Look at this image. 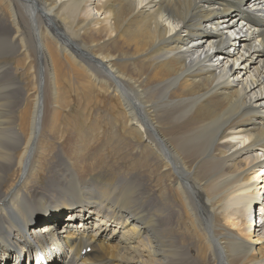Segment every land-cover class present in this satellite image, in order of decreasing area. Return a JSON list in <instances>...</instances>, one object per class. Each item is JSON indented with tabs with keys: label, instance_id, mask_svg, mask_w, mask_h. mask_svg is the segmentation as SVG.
<instances>
[{
	"label": "bare ground",
	"instance_id": "6f19581e",
	"mask_svg": "<svg viewBox=\"0 0 264 264\" xmlns=\"http://www.w3.org/2000/svg\"><path fill=\"white\" fill-rule=\"evenodd\" d=\"M262 180L264 0H0V264H264Z\"/></svg>",
	"mask_w": 264,
	"mask_h": 264
},
{
	"label": "rangeland",
	"instance_id": "374dc122",
	"mask_svg": "<svg viewBox=\"0 0 264 264\" xmlns=\"http://www.w3.org/2000/svg\"><path fill=\"white\" fill-rule=\"evenodd\" d=\"M231 34V33H230ZM232 35H234V34H232ZM243 53H245V52H243ZM235 63V62H234ZM72 97L73 98H75L76 100H78L79 98L76 96V95H72ZM83 99V98H82ZM96 99V98H95ZM98 99H100L101 101H103V100H105L104 102L106 103V104H113L114 102H113V100L110 98V97H108L107 95H104V94H101V95H99L98 96ZM95 104V102L93 103H91L90 104V106L91 107H94V106H96V105H94ZM260 180H261V178L257 181V182H260ZM264 180H262V182H263ZM262 182L261 183H259L257 186L259 187V186H262ZM264 188V187H263ZM263 190V189H262ZM252 202H254V204H256L257 203V200L254 198V201H252ZM57 204V203H56ZM58 205V204H57ZM256 207V206H255ZM61 207H59V208H53L54 210H56V209H60ZM252 208V207H251ZM260 211L262 212V210L260 209ZM262 214V213H261ZM39 215H42V214H39ZM254 225H257L256 223H254L253 224V226ZM60 228H58V230H59ZM12 260L13 259H10V260H8L7 259V263H11L12 262ZM34 261V260H33ZM53 261V260H52ZM33 263H35V261L33 262Z\"/></svg>",
	"mask_w": 264,
	"mask_h": 264
}]
</instances>
